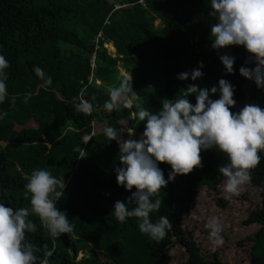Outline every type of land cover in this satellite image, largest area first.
<instances>
[{"label": "trees", "instance_id": "1", "mask_svg": "<svg viewBox=\"0 0 264 264\" xmlns=\"http://www.w3.org/2000/svg\"><path fill=\"white\" fill-rule=\"evenodd\" d=\"M210 12V0H0V54L10 65L8 98L0 104V113H7L0 120V202L13 209L30 207L25 184L36 169L64 178L57 207L74 231L53 241L33 216L38 230L27 234L38 247L54 248L49 264H171L176 245L186 252V264H227L217 250L204 251L185 222L202 190H216L224 178L218 168L227 162L226 154L202 150V167L177 175L160 191L161 208L151 219L155 223L167 216L172 227L156 242L140 232L137 218L119 223L112 213L115 202H127L132 193L117 183L119 145L105 136L107 127L126 128L138 139L145 128L132 116L136 102L131 109L105 108L110 90L130 78L121 66L133 78L141 107L152 112L189 84L210 89L222 78L235 88L236 105L230 111L238 112L246 102L264 109V89L239 72L241 66L254 67L245 63L250 54L242 46L221 50L235 57L234 73L226 74L212 49L211 27L217 18ZM201 61V78H177ZM34 66L52 77L50 86L36 76ZM28 93L31 99L25 104ZM80 99L93 105L91 114L75 110ZM189 100L196 103L194 95ZM260 155L250 181L260 204L243 220L246 226H259L247 247L249 264H264V152ZM159 166L167 179L171 166ZM80 252L85 256L78 260Z\"/></svg>", "mask_w": 264, "mask_h": 264}, {"label": "clouds", "instance_id": "2", "mask_svg": "<svg viewBox=\"0 0 264 264\" xmlns=\"http://www.w3.org/2000/svg\"><path fill=\"white\" fill-rule=\"evenodd\" d=\"M210 4V15L217 18V23L211 27V37H214L211 47L219 54L226 74L234 73L235 57L220 54L221 50L242 46L250 54L245 63L254 67L241 66L240 74L254 81L257 88L264 89V0H210ZM9 66L5 56L0 54V104L8 98L6 70ZM203 66L201 61L197 68L180 73L177 78L196 81L203 76ZM33 71L46 85L53 83L52 77L41 67L34 66ZM132 81V77L123 79L118 87L110 90V99L105 102L109 112L121 105L131 109L136 102L137 111L132 116L145 124L138 139L131 138L135 132L124 128L105 129L107 141L115 140L119 145L122 166L115 168L117 183L132 193L127 202L116 201L112 213L119 223L137 218L140 232L159 242L172 227L167 216L152 222L151 214L161 208L159 193L177 175H187L202 167V150L226 154L227 162L218 168L226 178L223 188L226 193L237 194L241 186L251 181V170L260 163V153L264 152V109L258 105H245L238 112L230 111L236 105L235 88L222 78L218 87L210 89L189 84L175 99L163 100L161 108L152 112L141 107ZM217 94L218 99L211 98ZM193 95L195 104L189 100ZM30 99L31 93H28L24 103ZM12 103H15L14 97ZM74 107L85 115L93 111V105L84 99ZM6 115L0 113V120ZM125 131L128 139L122 138ZM160 163L171 166L167 179ZM65 187L64 178L57 179L46 169H36L25 184L30 207L13 209L0 202V264H49L54 248L50 250L46 244L43 248L38 247L27 239V234L38 230L33 216L38 218L40 226L47 230L53 241L74 231L67 214L57 207ZM133 188L136 190L132 191ZM132 204L135 206L129 207ZM206 226L210 236L216 238L214 243L222 244L223 240L219 238L221 225L214 220Z\"/></svg>", "mask_w": 264, "mask_h": 264}, {"label": "rangeland", "instance_id": "3", "mask_svg": "<svg viewBox=\"0 0 264 264\" xmlns=\"http://www.w3.org/2000/svg\"><path fill=\"white\" fill-rule=\"evenodd\" d=\"M118 5L116 8H120ZM160 25L159 22H157ZM108 49L116 56L114 45L109 43ZM122 74L131 77V75L121 66ZM252 105L250 102L243 103L242 106ZM126 131H130L124 128ZM122 135L123 139H128L127 132ZM133 132V131H132ZM131 138L135 139V136ZM226 178H220L217 183V189H203L196 204L193 206L192 214L186 218L187 227L195 232L201 248L209 253L217 250L227 264H249L248 249L252 243L259 226L243 224V220L260 204V197L256 187L250 182L241 186L237 194H228L224 188ZM219 200L226 201L224 206L220 205ZM217 221L221 225L219 238L223 240L222 244L214 243L216 238L210 236V229L206 226L212 221ZM240 242H245L241 244ZM174 259L171 264H186V252L176 245L173 248ZM85 253L80 252L77 259L81 260ZM87 256V255H86ZM106 259L105 256H102Z\"/></svg>", "mask_w": 264, "mask_h": 264}, {"label": "built area", "instance_id": "4", "mask_svg": "<svg viewBox=\"0 0 264 264\" xmlns=\"http://www.w3.org/2000/svg\"><path fill=\"white\" fill-rule=\"evenodd\" d=\"M92 67H93V69L96 68V56H93V58H92ZM93 81H94V77L91 78L90 82H93Z\"/></svg>", "mask_w": 264, "mask_h": 264}, {"label": "water", "instance_id": "5", "mask_svg": "<svg viewBox=\"0 0 264 264\" xmlns=\"http://www.w3.org/2000/svg\"><path fill=\"white\" fill-rule=\"evenodd\" d=\"M86 140H88V138Z\"/></svg>", "mask_w": 264, "mask_h": 264}]
</instances>
